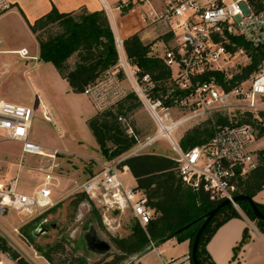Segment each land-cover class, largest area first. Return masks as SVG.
I'll return each mask as SVG.
<instances>
[{
  "label": "built area",
  "instance_id": "2783aa9c",
  "mask_svg": "<svg viewBox=\"0 0 264 264\" xmlns=\"http://www.w3.org/2000/svg\"><path fill=\"white\" fill-rule=\"evenodd\" d=\"M99 1L113 33L117 58L82 93L89 97L96 112H102L133 92L156 129L142 141L130 123L118 116L135 141L128 155L138 154L164 138L175 153L171 158L185 185L202 189L212 201L228 199L238 208L232 200L237 181L251 170L264 167V60L248 77L236 79L230 87L222 86L214 72L221 73L223 81L229 83L250 63L253 52L264 47V10L257 7V0H164L161 10L149 5L140 15V22L143 25L159 22L166 27L160 39L151 43L149 54L159 57L170 70V85L165 94L152 96L155 83L150 74H139L138 67L127 57L113 14L114 10L122 11L124 3L111 7L107 0ZM11 8V0H0V17ZM163 35H168V40ZM17 51L25 59H35L25 48ZM205 74L208 78L203 77ZM41 107L42 115L49 119L46 107L42 103ZM32 115L31 106L0 99V141H17L22 153L48 160L40 164V181L29 192L18 191L16 179L0 181L1 216L15 210L33 218L55 204L53 192L59 178L49 160L58 151L46 152L41 144L29 138ZM218 117L223 121L217 122ZM204 120L213 129L212 137L202 145L181 149L174 131ZM122 159L109 160L99 171L89 174L81 184V191L103 211V223L112 230L117 226L115 219L107 216L109 211H128L145 227L154 210L142 190L136 185H124L118 166ZM261 187L264 188V176ZM150 247L154 248L153 243ZM167 264L177 261L171 259Z\"/></svg>",
  "mask_w": 264,
  "mask_h": 264
},
{
  "label": "trees",
  "instance_id": "16d2710c",
  "mask_svg": "<svg viewBox=\"0 0 264 264\" xmlns=\"http://www.w3.org/2000/svg\"><path fill=\"white\" fill-rule=\"evenodd\" d=\"M256 4L258 8L264 10L261 0H257ZM27 24L38 43V59L50 62L59 75L68 82L73 92L82 93L86 85L93 83L116 61L117 53L113 33L103 10L81 9L76 12H60L52 7L33 23L27 22ZM50 26H56L57 31L45 32ZM162 37L166 41L169 36L163 35ZM238 41L247 48L246 44ZM150 45L151 43L144 44L137 34L123 39L125 53L129 60L138 67L139 74L148 73L154 81L151 95L160 96L165 94L170 85V70L159 57L149 54ZM73 54H76V60L73 65H69L68 58ZM262 60H264V47L253 52L250 63L243 67L239 75L229 80V83L223 81L221 73L214 72V74L222 86L230 87L236 79L248 77ZM203 77L208 78V75L205 74ZM165 102L168 103V99H165ZM139 104L137 96L130 92L112 109L96 112L87 119V126L100 153L106 159L110 160L119 156L135 144L134 139L126 133L118 120V116L122 115L126 119L128 113ZM222 121V117L217 118V122ZM132 128L136 131L133 126ZM212 135L213 129L209 121H204L187 129L178 143L181 149L187 150L204 144ZM119 165L128 168L136 182V187L146 195L147 204L154 210V216L145 227L140 226L134 219L127 236L112 238V242L120 252L116 256L117 260L138 253L150 247L151 243L158 245L172 237H175L177 241L188 239L191 252L198 227L206 213L220 201H212L202 189L195 190L185 185L177 174L176 162L171 157L154 153H139L125 157ZM263 176L264 167L260 166L251 170L237 181L236 193L253 197L262 189ZM83 200H89L87 195L84 192L76 193L72 199L73 207L75 208ZM255 203L264 213V205ZM237 204L264 234V220L257 219L246 202ZM94 214L99 219L96 211ZM232 217H240V213L231 203H228L216 212L203 229L196 249L199 264H215L208 254L206 244L216 229ZM189 223L190 226L185 230L175 234L178 228ZM247 239V230L244 229L241 240L233 248L234 257ZM65 242V238L61 237L44 248L36 246V249L49 263L55 264L54 254L63 255ZM0 250L10 255L17 264H29L1 237ZM69 256L59 259L58 264H65L67 258L70 264L86 263L82 256ZM189 260L191 264H194L190 253Z\"/></svg>",
  "mask_w": 264,
  "mask_h": 264
},
{
  "label": "rangeland",
  "instance_id": "374dc122",
  "mask_svg": "<svg viewBox=\"0 0 264 264\" xmlns=\"http://www.w3.org/2000/svg\"><path fill=\"white\" fill-rule=\"evenodd\" d=\"M261 1L264 4V0ZM56 31V26H50L45 32ZM119 33L122 39L129 37H124L120 28ZM19 45H24L29 49L28 54H32L37 41L28 29L12 17L0 19V99L27 104L33 108L29 138L41 144L46 152L53 149L58 151L55 158L49 162L54 164L59 184L54 188L55 204L41 215L31 218L15 210L4 216L0 215V237L29 264H51L36 246L44 248L61 237L66 241L64 253L62 256L54 254L55 264L63 257H70L69 255L82 256L85 264H137V253L117 260L116 256L120 252L112 242L113 237H125L130 233L134 218L128 211L107 213L109 218L115 219L117 227L112 230L103 223V211L92 201L83 200L75 208L72 205L76 193L82 192L81 184L86 177L99 171L102 165L109 161L100 153L87 126V115L95 110L91 100L83 93L71 91L51 63L25 59L19 56L17 51L14 53L5 50ZM75 60L76 54L71 55L68 58L69 65H73ZM39 83L44 86L46 94L40 90ZM41 103L46 107L49 119L42 115ZM126 119L136 129L142 141L155 132V125L141 103L128 113ZM193 125L195 124L178 127L174 131V137L179 140ZM133 146L110 160L129 156ZM139 153H154L167 157L175 155L164 138L157 139ZM46 161L47 158L22 153L21 143L17 141H0V181L16 179L18 191L29 192L39 183L41 173L38 168ZM118 166L124 185L133 186L135 180L128 168ZM256 200H261L264 204V188L259 191ZM94 211L99 215V219ZM91 226L100 239L112 246L111 251L97 253L85 248L83 235L90 233ZM169 242L165 240L159 243L157 249L165 247ZM160 257L167 262L166 254L162 253ZM0 261L2 264H17L2 250ZM65 264H70L69 258L65 260Z\"/></svg>",
  "mask_w": 264,
  "mask_h": 264
},
{
  "label": "crops",
  "instance_id": "0c3cea01",
  "mask_svg": "<svg viewBox=\"0 0 264 264\" xmlns=\"http://www.w3.org/2000/svg\"><path fill=\"white\" fill-rule=\"evenodd\" d=\"M11 2V10L0 17V19L7 16L12 17V19L22 24L29 31L27 22L33 23L39 16L49 11L52 7H55L60 12H76L81 9L87 11L103 10L99 0H11ZM119 2H123L125 6L122 11L114 10L113 14L117 19L119 28L123 31L122 35L124 37L137 34L144 44L152 43L155 39H157L156 41L160 39L166 27L159 22L143 25L139 17L149 8V5L153 6L156 10H161L164 0H107V3L111 7H114ZM32 35L34 36V34ZM22 48L27 49L28 53H30L29 49L24 45L14 46L5 50L16 53L15 51ZM33 51L29 55L34 56V60L41 61L38 60V43ZM32 66L35 67L36 65L32 64ZM39 87L46 94L44 86L39 83ZM95 113L96 110L91 111L87 115L88 117L86 116L87 119ZM10 180L9 178L7 181ZM134 185H136V182ZM258 193L259 191L252 198L255 202L263 204L261 200H256ZM236 209L240 213V217H232L216 229L206 244L208 254L215 264H264V234L258 230L240 207ZM244 229L247 230L248 239L234 257L233 248L241 240ZM167 241H170L169 244L160 249H157V245L153 244L154 248L150 247L145 254L138 257V262L142 264H167L171 259H174L177 261V264H191L189 259H183L185 256H189L190 253L188 239L177 241L175 237H172L167 239ZM162 253L166 254L167 262L161 259L160 254ZM149 255L152 257H148ZM155 258L156 261H154Z\"/></svg>",
  "mask_w": 264,
  "mask_h": 264
},
{
  "label": "water",
  "instance_id": "95a60500",
  "mask_svg": "<svg viewBox=\"0 0 264 264\" xmlns=\"http://www.w3.org/2000/svg\"><path fill=\"white\" fill-rule=\"evenodd\" d=\"M233 202L238 203V202H246L254 216L257 219H263L264 220V213L259 209V207L256 205L254 199L246 194L243 193H236L233 197H232ZM230 203V201L228 199H223L221 200L214 208H212L210 211H208L202 221V223L200 224V226L198 227L193 242H192V247H191V252H190V258L191 261L194 264H199L197 257H196V249H197V245H198V241L200 238V235L203 231V229L206 227V225L208 224V222L212 219V217L216 214V212L223 207L224 205ZM195 222V221H194ZM188 226H190L189 224H186L180 228H178L175 231V234H178L180 232H182L183 230H185ZM83 240H84V244H85V248L93 251V252H97V253H104V252H108L112 250V246L105 240L100 239V237L98 236V234L94 231V229L91 226V231L89 234L87 235H83ZM150 249V247H146L143 250L139 251L136 255V257H140L143 254H145L148 250Z\"/></svg>",
  "mask_w": 264,
  "mask_h": 264
},
{
  "label": "bare ground",
  "instance_id": "6f19581e",
  "mask_svg": "<svg viewBox=\"0 0 264 264\" xmlns=\"http://www.w3.org/2000/svg\"><path fill=\"white\" fill-rule=\"evenodd\" d=\"M59 184V183H58ZM0 264H2V262L0 261Z\"/></svg>",
  "mask_w": 264,
  "mask_h": 264
}]
</instances>
